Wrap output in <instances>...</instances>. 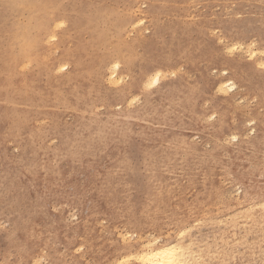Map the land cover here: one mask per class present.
I'll use <instances>...</instances> for the list:
<instances>
[{
    "label": "rangeland",
    "instance_id": "rangeland-1",
    "mask_svg": "<svg viewBox=\"0 0 264 264\" xmlns=\"http://www.w3.org/2000/svg\"><path fill=\"white\" fill-rule=\"evenodd\" d=\"M59 21L64 27L55 28ZM27 27L30 36L50 46L47 60L57 74L52 81L49 68L26 67L28 94L9 90L0 95V264H35L45 253L57 264H97L88 250L91 242L99 244L92 232L100 235V243L105 241L107 253H116L125 230L146 237L159 232L154 221L147 230L124 224L122 211L109 231L100 209V189L112 182L125 199L127 216L141 219L149 189L148 151L176 154L175 172L163 169L151 183L163 182L164 191L188 200L201 185H188L195 160L210 159L213 149L220 152L212 166L217 194H211V205L197 197L203 205L192 204L185 216L190 223L201 220L204 209L229 212L233 201L223 200L224 195L259 196L264 188V75L239 53L226 58L217 37L226 43L256 42L259 48L264 43V0H0V68ZM52 32L56 39L48 38ZM72 57L83 70L73 83L68 79ZM116 61L121 67L115 74L125 81L118 86L106 78ZM172 62L174 76L169 75ZM64 64L65 71H58ZM157 69L169 72L168 78L145 91L144 80ZM229 79L237 88L226 89L225 96L217 93L218 81ZM71 85L81 89L66 88ZM121 86H126L125 99L117 98ZM134 94L140 100L129 107ZM179 97L184 113L188 105L200 113L197 123L173 108ZM44 110L50 113L47 118ZM210 110L216 112L215 121L207 118ZM27 118L38 125L34 141L28 128L17 123ZM249 120L256 123L249 125ZM231 134L239 139L229 142ZM255 152L259 167L253 170L250 154ZM120 158L121 171L113 177ZM224 205L229 207L218 213ZM158 223L166 235V230L178 233L187 226L172 224L170 208L161 212ZM199 228L206 230L204 224ZM228 264L262 260L233 258Z\"/></svg>",
    "mask_w": 264,
    "mask_h": 264
},
{
    "label": "bare ground",
    "instance_id": "bare-ground-1",
    "mask_svg": "<svg viewBox=\"0 0 264 264\" xmlns=\"http://www.w3.org/2000/svg\"><path fill=\"white\" fill-rule=\"evenodd\" d=\"M30 14L33 17L35 16L32 13ZM58 23L60 24L62 22L59 21ZM57 25L58 24L55 25V28H57ZM57 36L58 35L56 33L52 32L48 35V38L53 39V37H55L56 39ZM11 47H12L11 53L9 54L8 57L6 56L7 58H5V60L3 61V65L0 68V95L7 96L9 90L10 91L15 90L16 92H21L20 95L28 94L26 93V90L29 91L30 85L25 84L23 82L24 79L23 75L25 74L24 70L26 66L27 67L36 66L37 68H44V67L49 68L50 79L52 81L56 79L57 73L55 74L54 71L55 68L51 67V64L47 60L50 46L49 45L44 46L40 38L30 36L28 27L23 31L20 42L17 45L15 44L11 45ZM65 56L67 58H70V55L67 52H65ZM72 61L74 62V70L72 73L68 75V79L70 80L71 83L76 82L80 76H83L82 74L83 70L80 65V60L78 58L72 57ZM251 65L254 67L256 71H260L258 68L254 66L253 62L251 63ZM61 66L59 67L61 68ZM57 67L56 69H58ZM174 67H175V63L172 62L170 73L176 72ZM157 70L161 71L159 69ZM98 74L100 76V72ZM111 74L112 73H110L109 75ZM219 74H223L222 71ZM150 77L151 75L144 80L143 87L147 79H149ZM227 81L226 80L218 81L216 85L217 87L215 86V89H217V93H219L222 96H225L226 93H228L226 91V89L229 88L227 86ZM121 87L122 88H119L117 98L125 99L126 93L124 89L126 88V86H121ZM49 88L51 89V92H53L54 95L57 96L55 89H53V86ZM55 88H57V86H55ZM66 88H68L71 91H78L79 89H81L80 86L74 87V85H71V87L67 86ZM259 90L262 91L263 89L260 88ZM29 95L34 96L35 94L31 92L29 93ZM37 96L39 95H35V97ZM44 97L47 103L51 101L46 96ZM224 99L227 98L224 97ZM173 108L177 110V112L181 117H186L189 123H197V117L200 116V113H196L194 111L193 105L186 106L185 107L186 113H184L181 109V101L179 97V98H174ZM165 111H167V109L162 110V112ZM43 115L47 118L50 115V113L48 112V110H44ZM35 122L36 119L34 118H27L22 122L17 121L19 127L25 126L28 128L29 139L31 141H34V137H32L33 133L35 131H38L37 129L38 125L35 124ZM30 125H32V127H30ZM249 144H251V142ZM239 145L240 146L243 145V141L239 143ZM218 155H220V152L217 149H213L211 151L210 159L199 157L195 160V173L192 175V177L188 179V180L192 179V181L188 183V185H192L194 181L198 183L200 182L201 185L199 186V190L195 195L196 197L192 200H188L186 196H180L181 193L179 192H173L169 194L166 191H164L162 189L163 182H160L158 184L151 183L152 179L156 175L160 174L163 169L170 170L172 167V171L175 172L174 165L177 160L176 154L174 152L164 154L161 152L148 151L145 157L147 160L146 169L149 170L147 174L149 189L147 191L145 200L140 206V212H141L140 220H137L138 216L134 217V219H131L127 216L125 199L123 195L115 189L112 182L105 183L103 185V188L100 189V193L103 192L102 197L100 199V209L107 217V221L109 224L108 230L111 231L112 225H114L115 222H117L118 220L117 212L122 211L124 212V215L122 216V222L124 224L134 225L137 228L140 229L145 228L147 230L149 229V224L154 221L156 223L155 229L159 232H163V225H159L158 218L159 216H161L162 211H164L167 208H170L172 224L174 223L173 225L178 226L186 223L187 226L184 227L185 229H182L184 231H187L189 226L193 228V231L188 233V235L184 239L188 243L194 242L195 246H194L193 258L194 260L199 261V264H228L229 260L233 258L240 259V261H246L254 257L260 258V260H262V264H264V208L261 207V205L264 204V188L261 189L262 190L261 192H258L259 196L256 198H253V196L256 194L252 196L250 195L251 196L250 198L249 197L238 198L242 200H238L237 198L229 194H228L229 197H226L224 195L223 200L231 199L233 201V206L229 207L224 205L222 207H219L217 208L218 213H220L221 209H223L224 212L227 207L230 208L229 212L226 211L222 214L217 215L214 213V211L211 208H209V209H204V213L201 220H198L195 223L193 222L190 223V221L186 220L185 216L187 215V212L189 211L192 204L203 205V202L199 203L197 201V197H200V195L202 197H205L206 203H210L211 205V203L213 202L211 194H217L219 186L216 183L212 182V175H214L212 166L215 163ZM250 155L252 156V159L255 161V164L251 163L253 165V170H254V166L255 169H258L257 168L258 162L256 158L257 153L255 152L254 154H250ZM121 168H122V161L120 158L116 160L113 177H116L119 174ZM242 195L244 194L242 193ZM200 224H204L206 226V230L200 229L199 228ZM117 230L119 231V229ZM174 234H175V238L179 240L180 239L179 232ZM91 236L93 240L94 239L99 240V244L91 242L88 248L90 254L96 258L97 264H115L118 259L127 258L125 253L128 251H130L129 253L131 256L137 255L136 252H131L132 251L131 241L129 242V245L125 246L124 241L121 240L122 243L116 245L115 247L116 253H107L105 248V241L100 243V238H101L100 235L95 232H92ZM119 236L122 239L121 233ZM165 236L167 237L166 234ZM189 237L191 239H189ZM145 238H146V234L140 237L141 241ZM239 245H242L240 249H239ZM243 253H248V255L243 256ZM134 261L135 262H132V264H140V261L138 259Z\"/></svg>",
    "mask_w": 264,
    "mask_h": 264
},
{
    "label": "snow or ice",
    "instance_id": "snow-or-ice-1",
    "mask_svg": "<svg viewBox=\"0 0 264 264\" xmlns=\"http://www.w3.org/2000/svg\"><path fill=\"white\" fill-rule=\"evenodd\" d=\"M147 7V5H145ZM140 24H144V20L139 21ZM58 28L64 27L63 24H58ZM55 39V37H53ZM218 43L222 45L221 52L226 58H238L237 53L240 54V58H246L253 61L254 66L260 70L261 75H264V43L257 48L255 42L251 44H241L238 42H227L222 37H217ZM27 67V66H26ZM121 65L118 62H113L111 67L108 69L111 75H108L107 79L109 83L115 85H121L124 83L122 77H117L115 71L120 69ZM67 65H64L59 70L65 71ZM174 76L175 72L170 73ZM223 75L227 76V72ZM168 74L163 71H155L153 75L144 84V90H151L161 84L162 79H167ZM227 86L230 89H236L237 84L231 79L227 81ZM140 100L139 94H134L128 98V106L132 107ZM209 120L215 121L217 119L216 112L210 110L208 113ZM232 122V121H230ZM255 120H249V125L255 124ZM249 131L252 129L249 127ZM237 135H230L229 142L238 140ZM264 208V204L261 205ZM75 219V217H73ZM167 231V237L164 232H157L153 235L147 236L141 241L140 237L144 234L137 235L131 229L125 230L122 233V240L125 246L129 245L131 241V250L136 252V256H131L130 253H125V259H118L117 264H132L134 260H139L140 264H199V261L194 260V242L188 243L184 238L188 233L193 231L191 226L188 227L187 231L178 230L180 239L175 238V234L169 230ZM189 239H191L189 237ZM82 250V249H81ZM35 264H57L55 260L47 259V253L44 256L35 260Z\"/></svg>",
    "mask_w": 264,
    "mask_h": 264
}]
</instances>
